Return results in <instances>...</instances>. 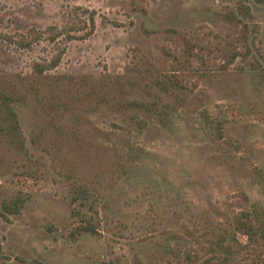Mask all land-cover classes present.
<instances>
[{
    "label": "rangeland",
    "instance_id": "374dc122",
    "mask_svg": "<svg viewBox=\"0 0 264 264\" xmlns=\"http://www.w3.org/2000/svg\"><path fill=\"white\" fill-rule=\"evenodd\" d=\"M245 1L247 26L241 0H0V91L24 133H0V264H233L211 241L264 212V1ZM79 185L95 210L72 205Z\"/></svg>",
    "mask_w": 264,
    "mask_h": 264
},
{
    "label": "trees",
    "instance_id": "16d2710c",
    "mask_svg": "<svg viewBox=\"0 0 264 264\" xmlns=\"http://www.w3.org/2000/svg\"><path fill=\"white\" fill-rule=\"evenodd\" d=\"M264 1V0H257ZM234 16L239 20L243 21L246 18H253V12L251 6L245 0H241L237 13ZM92 24H94V18L92 17ZM247 26L248 24L244 22ZM2 33L0 32V36ZM41 37V34L37 30H32V34L28 37H24L18 41L21 47H30L37 39ZM238 53H233L228 63H232ZM60 58L55 57L49 65L37 64L36 68L39 72H43L49 67H54L59 62ZM0 101L3 111H5V124H0V133L10 137L16 143H21L19 146L24 144V133L20 125L18 114L15 110L14 99L0 91ZM136 119L140 125L143 127L146 125L145 120H141L138 116ZM264 185V181H263ZM73 198L72 205L79 203L82 206H89L90 210H95V201L97 200L95 194L90 191L87 187L83 185L75 186L72 189ZM29 193H16L13 196L5 199L2 204L3 216L8 218L9 215L21 213L24 209L26 202L30 199ZM72 215L79 217L81 221V227L86 232L93 234L97 233V229L94 224L91 223L88 215L80 210L79 208L73 206ZM239 234L247 237V241L244 242L239 238ZM259 236L264 237V212L261 208H254L253 211H246L241 214V216L235 218L233 231H225L218 235L217 239L211 241L212 249L213 246L217 247L219 253L216 252L218 257L222 258L223 261L233 264H257V262H251L250 259V248L253 242H256ZM190 257V254H187ZM248 260V263L245 260ZM255 261V260H254Z\"/></svg>",
    "mask_w": 264,
    "mask_h": 264
}]
</instances>
